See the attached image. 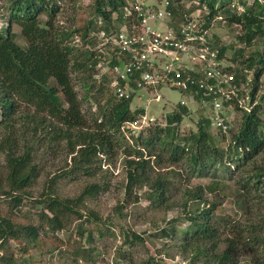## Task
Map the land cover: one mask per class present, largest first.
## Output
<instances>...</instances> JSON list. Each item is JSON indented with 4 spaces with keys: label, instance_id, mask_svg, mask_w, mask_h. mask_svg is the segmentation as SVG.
I'll list each match as a JSON object with an SVG mask.
<instances>
[{
    "label": "trees",
    "instance_id": "16d2710c",
    "mask_svg": "<svg viewBox=\"0 0 264 264\" xmlns=\"http://www.w3.org/2000/svg\"><path fill=\"white\" fill-rule=\"evenodd\" d=\"M186 1L191 2L189 9L185 0H172L176 3L175 13L201 9L202 28L210 29L216 22L226 27L231 37L235 36L237 46L214 35L212 43L221 56L227 57L233 52L236 60L257 42L263 40L264 45V1L254 0L251 4L245 0ZM59 2L7 0L8 26L5 30L0 28V179L4 181L0 186V264H39L34 249L42 250L43 239L67 229L74 218L84 219L86 201L105 189L99 182H92L78 196L63 198L56 192L57 179L53 178L43 197L31 203L27 194L40 176L36 163L39 149L45 144L64 142L73 161L70 172L65 174L85 172L93 176L95 172L91 169L97 166L95 163L101 160V154L112 150L108 132L121 131L122 125L134 120L139 112L131 110V99L117 98L107 83L108 75L99 82L94 72L98 63L95 49L98 38L92 31L129 26L133 16L128 14L127 1L96 0L92 7L94 17L71 32L78 36L77 42L69 39V33L57 22L62 9ZM12 25L21 28L26 44L18 41ZM253 55L244 59L243 65L228 68L240 83L249 82V71L256 69L250 82L252 108L239 109L243 111L242 116L237 120L236 130L229 131L233 137L228 148L215 144L209 132L211 118L204 114L198 131L185 144L167 126H150L145 129L147 133L140 134L130 131L132 144L128 146L132 150L126 159L127 190L147 186V195L154 203L172 206L166 201L173 182L168 172L155 169L154 158L160 165L163 161H186L189 180L216 177L219 168L230 171L236 179L242 207L248 213L257 197L264 199V99L255 105L258 81L264 73V49H255ZM74 80L86 91V99L94 97L98 103L99 114L91 119L82 108ZM188 114L186 106L177 107L167 116V125L176 127ZM99 115L103 117L101 121ZM169 171L182 175L171 166ZM155 172L158 173L153 177ZM216 184L185 188L179 207H183L189 225L180 230L179 245L184 252L192 250L194 263L241 264L243 252L249 250L253 264H264V213L259 221H225L216 213L217 204L206 198V191H217ZM192 203L196 208H190ZM37 205L42 209L36 219L24 212V206ZM90 215L87 219L98 221L94 210L90 209ZM176 221L162 228L161 235L177 236ZM77 228L84 236L83 223ZM126 236V241H130L132 234ZM134 238L140 237L134 234Z\"/></svg>",
    "mask_w": 264,
    "mask_h": 264
},
{
    "label": "rangeland",
    "instance_id": "374dc122",
    "mask_svg": "<svg viewBox=\"0 0 264 264\" xmlns=\"http://www.w3.org/2000/svg\"><path fill=\"white\" fill-rule=\"evenodd\" d=\"M95 1L60 0L59 4L62 9L57 17V22L69 33V39H75V42L78 41V36L73 35L71 32L80 23L83 24L94 17L92 7ZM126 1L129 6L133 2L131 0ZM136 1L152 3L153 0ZM245 1L251 4L254 0ZM6 2L7 0H0V28L2 30H5L8 26L5 18L7 14ZM184 3L188 4L189 1L185 0ZM12 28L18 34V41L21 44H26L25 38L21 34V28L17 25H12ZM214 35H217L223 42L238 45L235 36L234 38L231 37L229 30L217 23L210 30V36L213 37ZM262 42L263 40L250 48H246L242 55L236 57V60H234L233 52H229L226 57L228 64L230 66L243 65L241 63L244 62V59L254 56L253 52L255 49L263 51L264 45ZM255 71L256 69L249 71V83H252L251 79L254 78ZM74 81L76 82L79 99L82 102V108L87 117L91 119L97 113L99 114L98 103L94 97L86 99V91L77 80ZM255 85H257V82H255ZM245 87L244 105L250 108L249 97L253 86L251 88L247 84ZM160 94L163 98L159 102L154 101L148 106L149 112L153 113V118L155 119L151 126L161 125L171 128L176 132L179 140H185L182 141V144H185L187 138L198 131L202 115L210 116L211 111L209 108L192 105L190 114L185 116L180 124L176 127L167 125V116L171 112L169 108L180 103L182 94L180 91L169 87H163L160 90ZM262 99H264V73L258 81L255 105L263 103ZM137 102L142 103L141 100ZM243 111L236 110L230 114L233 130L234 128L236 130L237 120L242 116L241 113ZM102 119L103 117L99 115V121ZM142 131L145 133V128L137 129V134ZM209 132L213 136L215 144L221 148L227 149L229 143L232 142L233 134L231 132L224 135L213 127L209 128ZM108 134L113 142L112 150L109 153L101 154V160L97 161L95 163L97 166L91 169V171L95 172L93 176H87L84 174L85 172L77 175L70 174L69 176L65 174L70 172L73 161L72 155L68 153L64 142L51 143L49 146L45 144L37 152L36 163L38 164L40 176L27 194L31 203L43 197L42 194L48 190L47 188H49L53 178L57 179L55 190L63 198L78 196L84 187L92 182H99L105 188L99 192L96 198L86 201L88 208L83 209V213L86 216L84 219L74 218L67 229L58 232L55 236H46L43 239L44 247L42 250L34 249L33 253L40 260L39 264H147L148 261H151V264H156V262L160 264H203L194 263L192 250L189 249L184 252L179 245L182 235L180 230L185 229L189 225L183 207H179L182 205L187 186L196 187L199 184L210 186L213 182H218L216 184L218 186L217 191H206V198L209 202L217 204L216 213L218 216H223L225 221H259L260 216L264 213V199L260 197H257L255 205L252 206L249 213L244 206L242 207L236 179L232 178L230 171L224 168L218 169L216 177H195L189 180V167L186 161L181 163L163 161L162 165H160L153 158L155 169L168 172L169 178L173 182L166 202L172 206L176 205V207H167L165 204L158 206L157 203H154L148 197L147 186L135 187L131 191L127 190L128 169L126 159L129 158L128 152L132 150L128 146L132 144L129 139L132 133L127 132L126 134L121 130L118 132L109 131ZM170 166L173 170L180 171L182 175H175L172 171H169ZM157 173H152V176L155 177ZM2 184L4 185V181L2 182L0 179V186ZM1 198L5 200L4 196H1ZM191 207L196 208V205L192 203ZM23 209L24 212H28L29 215L36 219L37 213L42 209V206H24ZM90 209L95 211V217H98V221L93 220V218L87 219V217H91ZM173 220H177L175 222L178 229L177 236L170 238L161 235V229L168 227ZM81 223H83L85 229L84 236L80 235L77 228ZM127 233L132 234L130 241H126V238H128L126 236ZM134 234H137L140 238H134ZM241 264H253L252 254L249 250L243 252Z\"/></svg>",
    "mask_w": 264,
    "mask_h": 264
},
{
    "label": "built area",
    "instance_id": "2783aa9c",
    "mask_svg": "<svg viewBox=\"0 0 264 264\" xmlns=\"http://www.w3.org/2000/svg\"><path fill=\"white\" fill-rule=\"evenodd\" d=\"M185 6L189 9L191 2ZM175 7L172 0L136 1L128 9L133 16L129 26L93 30L98 38L95 78L100 82L108 75L107 83L117 98L131 99V110H139L134 120L122 125L126 134L151 126L155 119L148 106L163 98V87L182 94L169 114L179 106L189 111L192 105L209 108L211 128L228 134L233 127L230 114L252 108L251 92L250 108L244 105L245 86L250 83L238 82L228 70L227 58L212 43V28H202L201 9L175 13Z\"/></svg>",
    "mask_w": 264,
    "mask_h": 264
}]
</instances>
